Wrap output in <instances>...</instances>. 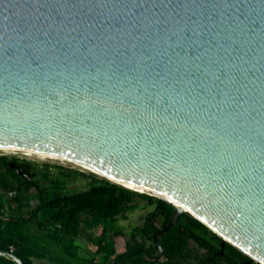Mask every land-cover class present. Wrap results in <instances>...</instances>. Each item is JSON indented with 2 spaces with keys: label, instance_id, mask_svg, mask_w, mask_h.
Instances as JSON below:
<instances>
[{
  "label": "water",
  "instance_id": "water-1",
  "mask_svg": "<svg viewBox=\"0 0 264 264\" xmlns=\"http://www.w3.org/2000/svg\"><path fill=\"white\" fill-rule=\"evenodd\" d=\"M10 153L174 206L153 259L188 213L264 264V0H0Z\"/></svg>",
  "mask_w": 264,
  "mask_h": 264
},
{
  "label": "trees",
  "instance_id": "trees-1",
  "mask_svg": "<svg viewBox=\"0 0 264 264\" xmlns=\"http://www.w3.org/2000/svg\"><path fill=\"white\" fill-rule=\"evenodd\" d=\"M12 162L0 155V250L23 264H259L228 243L223 249L222 239L188 213L158 238L162 256L153 259L154 235L168 225L174 206L95 175L85 190L71 192L69 180L84 174L56 166L57 176L46 167L26 179ZM140 209L146 211L141 225H121L120 218ZM0 264L17 263L0 256Z\"/></svg>",
  "mask_w": 264,
  "mask_h": 264
},
{
  "label": "rangeland",
  "instance_id": "rangeland-1",
  "mask_svg": "<svg viewBox=\"0 0 264 264\" xmlns=\"http://www.w3.org/2000/svg\"><path fill=\"white\" fill-rule=\"evenodd\" d=\"M30 161L34 162L35 164H37L38 166H42L43 168H41V170H47L45 167H50L52 169H49L51 175L53 176H57L59 170H57V168H55L56 166H61L65 169H70L72 171H78L79 173H82L84 174L85 176H80L78 175L77 178H72L69 180V182L67 183L68 185V189L71 191V192H81L83 190H85L88 186V183L90 181L89 179V175H95L93 173H90L88 171H85V170H82V169H79V168H76V167H72V166H66V165H60V164H57V163H45V162H40V161H35V160H31L29 159ZM97 176V175H95ZM97 178L101 179V177L97 176ZM145 203L142 202V206H144ZM146 213L145 210L143 209H140L132 214L129 215L128 218L126 219H123V218H120V223L121 225H126V226H137V225H141L143 223V215ZM125 241H126V238H118L116 240V243H117V247H118V250L120 252H122L124 249H125Z\"/></svg>",
  "mask_w": 264,
  "mask_h": 264
},
{
  "label": "flooded vegetation",
  "instance_id": "flooded-vegetation-1",
  "mask_svg": "<svg viewBox=\"0 0 264 264\" xmlns=\"http://www.w3.org/2000/svg\"><path fill=\"white\" fill-rule=\"evenodd\" d=\"M3 156H6L9 160L13 161L11 163V167L26 179L29 178V176L33 177L36 175H40V173L45 171L41 170V168H43L42 166H38L34 162L30 161L28 157L23 153H10V155L4 154ZM38 205L39 202H32L31 207L36 208Z\"/></svg>",
  "mask_w": 264,
  "mask_h": 264
},
{
  "label": "crops",
  "instance_id": "crops-1",
  "mask_svg": "<svg viewBox=\"0 0 264 264\" xmlns=\"http://www.w3.org/2000/svg\"><path fill=\"white\" fill-rule=\"evenodd\" d=\"M36 264H49L46 260L35 259Z\"/></svg>",
  "mask_w": 264,
  "mask_h": 264
}]
</instances>
